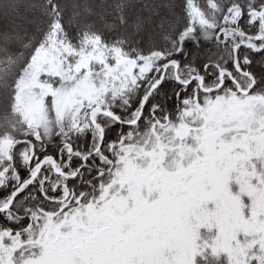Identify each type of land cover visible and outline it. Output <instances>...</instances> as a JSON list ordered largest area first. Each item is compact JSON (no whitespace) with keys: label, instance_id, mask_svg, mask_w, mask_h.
Instances as JSON below:
<instances>
[{"label":"snow or ice","instance_id":"1","mask_svg":"<svg viewBox=\"0 0 264 264\" xmlns=\"http://www.w3.org/2000/svg\"><path fill=\"white\" fill-rule=\"evenodd\" d=\"M0 264H264V0H0Z\"/></svg>","mask_w":264,"mask_h":264}]
</instances>
